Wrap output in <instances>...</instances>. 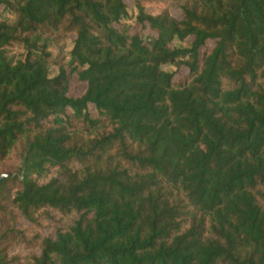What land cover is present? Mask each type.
I'll return each mask as SVG.
<instances>
[{
  "label": "trees",
  "instance_id": "16d2710c",
  "mask_svg": "<svg viewBox=\"0 0 264 264\" xmlns=\"http://www.w3.org/2000/svg\"><path fill=\"white\" fill-rule=\"evenodd\" d=\"M2 176L0 264H264V0H0Z\"/></svg>",
  "mask_w": 264,
  "mask_h": 264
},
{
  "label": "rangeland",
  "instance_id": "374dc122",
  "mask_svg": "<svg viewBox=\"0 0 264 264\" xmlns=\"http://www.w3.org/2000/svg\"><path fill=\"white\" fill-rule=\"evenodd\" d=\"M162 1L167 2L170 6H176L182 4L184 0H162ZM127 2L129 4H132V0H127ZM128 24H131L130 21L128 22ZM131 31L132 32L135 31L132 25H131ZM80 90H81L80 84L75 79V81L71 84V92L79 94Z\"/></svg>",
  "mask_w": 264,
  "mask_h": 264
},
{
  "label": "water",
  "instance_id": "95a60500",
  "mask_svg": "<svg viewBox=\"0 0 264 264\" xmlns=\"http://www.w3.org/2000/svg\"><path fill=\"white\" fill-rule=\"evenodd\" d=\"M5 178H9V176H2V177L0 178V183H2L3 180H4Z\"/></svg>",
  "mask_w": 264,
  "mask_h": 264
}]
</instances>
